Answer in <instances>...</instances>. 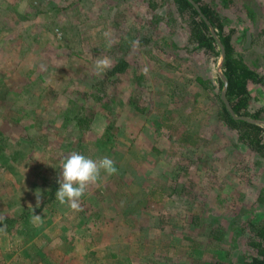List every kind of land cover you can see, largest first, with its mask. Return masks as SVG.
I'll return each mask as SVG.
<instances>
[{
    "label": "trees",
    "instance_id": "1",
    "mask_svg": "<svg viewBox=\"0 0 264 264\" xmlns=\"http://www.w3.org/2000/svg\"><path fill=\"white\" fill-rule=\"evenodd\" d=\"M132 1L129 3L131 0H113V2L111 0H71L70 4L62 5L59 12L52 17L51 23L61 32V37L53 40V46L46 47L45 53L46 58L49 59L50 67L58 58L60 60L58 65H63L68 60L65 68L68 67V70H71L69 65L72 64V60L83 52V54H86L85 52L96 54L95 52H97L101 56L114 58L113 66L108 68L102 76L97 78L95 71L91 72L96 77L94 80L88 79L87 89L80 91L76 84L77 80L82 81L89 77V74H85L86 65L84 64L81 69L73 70V75H76L74 77L71 74L68 78L58 80V77L53 76L55 80L53 82L62 81L67 88L71 87L70 90L62 91L61 86H52L51 83L33 85L29 88L26 82L21 84L24 91L18 90L19 93L15 88L13 90L6 88V90L3 89L4 91H1L2 88H0V105H7V112L3 113L4 116L8 114L10 118L16 116L21 118L24 114V116L33 117L32 123L28 127L27 125L18 126V121L15 124L9 123V128H13L15 131L19 129L16 132L18 133L17 138L14 137L16 133L5 132V135L2 133L3 131L0 133V161L5 157V164L0 162V185L5 181L3 173L10 172L7 174H11L12 170L17 169L20 179L23 178L21 185L25 188L35 187V192L37 191L38 195L44 197L39 209L45 205L48 208L58 204L55 192L59 187L61 162L65 157L72 152L92 159L107 156L114 161L117 173L101 179H107L104 187L94 189L90 186L85 193V199L95 206L100 203L102 210L105 209L103 211L105 216L116 214L111 208L114 203L119 210L131 218L138 217L140 224L135 227L138 232H134L137 238H144L146 236L144 233H153L155 238H162V241L153 249L149 247L151 243L145 242V246L148 247L145 249L148 251L145 255L134 253V256L131 257L127 255V252H121L125 258H118L115 254L109 255L113 257V264H177V259L171 255V248L176 245L182 250L185 263L192 261V264H219L221 254L214 255L213 248L220 245L223 238L222 228L220 225L203 222V213L198 211L199 207H197V203L202 201L198 191L184 187L166 175H158L153 180L149 179L151 183L148 186L143 173L128 174V172L135 171L138 162L134 160L140 161L142 154L131 149L127 152H132L133 160L126 159L125 153L120 151L121 148L116 147V140L113 139L110 130L115 128L116 122L114 121L118 118V114L114 116V120L108 122L101 134L100 141H87L85 138L88 128L94 121L93 104L95 102L101 103L104 100V106H108V113H113V109L120 112L118 105L113 102L116 101V96H111V89L117 85L119 76L124 75L132 67L131 65H136L139 52L142 51L141 47L144 46L148 49L151 47L157 49V52L166 50L168 46L176 47V44L172 40H167L170 38L159 33L157 28L160 21L159 11L163 12L164 10L161 0H148L143 12H136L139 22L135 24L129 21V17L135 13L132 11L134 10L133 4L137 3V0ZM143 1L140 0L139 3L141 4ZM81 2L80 6L77 5ZM119 2H123L124 5L120 6ZM172 2L175 4L179 20L189 33L188 42L193 44L195 49H200L211 57L213 62L221 58V73L227 81L225 96L235 116L229 112L221 98L223 79L219 74L216 76L218 91L214 92L215 86L212 80L195 71L191 72L190 76V74L185 75L187 72L182 70L177 79L175 76L171 78L170 73L164 75L160 68L167 69L172 73L174 68H171L170 63H162L161 60L156 61L155 70L137 71V75L131 81L135 87L131 89L132 93L127 102L130 109L139 114L146 113L148 107L140 106V99L143 92L146 96L152 95L154 101L150 102V105L154 103V115L157 112L154 120L155 132L161 134L160 130L162 129L170 141L174 138L176 144L182 148H188L191 159L194 153L189 147L193 148L197 142L203 144L209 142L211 137L217 133V130L212 131L211 129L210 133L204 132L203 125H192L193 118L200 115L202 123L213 119L217 124L216 127L223 133L234 132L239 143L264 158V6H258L257 2L253 5L247 2L239 9L238 13L231 16L234 0H172ZM30 9L32 10L33 6ZM31 10L26 13L17 12L12 16L13 24L23 22V25L28 27L21 32V37H28L31 40L26 47L21 48L22 52L39 47L36 41H38V35L42 29L32 20L38 15V11L32 13ZM124 21L130 27H125L122 24ZM103 23L119 27L120 32L125 29V35L119 36L118 41L110 45H105L98 40L95 48H87L84 51L83 41L92 39L93 33L100 35ZM13 24L11 23V25ZM97 25L100 26V29H97ZM256 25H259L260 28H256V32H254L253 29ZM88 26L92 29L86 31ZM249 32L252 34V41L253 38L254 41L244 52L239 46L243 40L239 39ZM213 33L216 34L217 39ZM239 33H242V36L238 37ZM51 34L54 33L51 32ZM255 37H257L256 40ZM134 41L137 42L135 45ZM219 43L224 49L223 59ZM255 44L259 46L260 52L263 54L260 59L261 63L256 62L251 53ZM46 69L48 70L49 66ZM136 70L137 68H135ZM173 75L175 74L173 73ZM42 79L41 74L35 77L34 81L37 83ZM152 79H154L156 88L159 86V89L153 93H146V85ZM118 81L121 82V80ZM107 86H111L109 92ZM167 86L169 89L166 88ZM194 87H197L198 90L195 91ZM19 100L28 103L27 108H21L22 104L19 103ZM146 100H151V96L144 99V102ZM200 105L202 113L200 111L198 115H194L196 108H199ZM155 138L156 142L162 138L169 141L163 136L161 138L155 136ZM111 144H114L115 148ZM42 152L49 156H43L46 158L44 165L32 161L20 164L26 157L31 156L33 160L38 156L41 157ZM205 153L207 156L209 155V152L201 151L202 155ZM197 155L193 160L199 158ZM124 158L126 162L120 161ZM101 175L104 177L105 174ZM137 184L140 188L134 190L133 185ZM259 197L264 200V188L262 196ZM108 205L110 207H107ZM93 210L95 211H90L87 214L91 215L95 222L94 229H96L95 227H98L100 223L97 221H102L104 218L97 216L96 208ZM28 214L29 212L26 210L16 217L0 214V232L2 234L13 233L19 226L15 227L16 222L21 221ZM82 215H86L83 208L80 211V216ZM64 221H66V225L75 224V220L67 221L66 219ZM81 227L84 230L89 229L88 224H83ZM57 230L59 231L58 228ZM193 230L201 238L197 239V236L191 235ZM97 231L99 228L96 229ZM179 231H182V234L177 235ZM240 231L245 236L247 247L254 254L242 256L237 263L228 262L227 264H264V210L255 212L252 216L246 214ZM23 234L25 235V233ZM54 235L52 238L45 236L39 238V241L36 240L29 246H26L29 236H23L21 253L17 257L18 263H23L24 259L34 260L35 264L54 263L55 259L52 260L53 258L50 257L57 256L55 249L66 251L65 240L59 234ZM54 246L57 247L54 249ZM141 247L144 245L142 244ZM68 260L66 255L60 257L62 264H66ZM77 264L97 263L91 258L89 261L82 259Z\"/></svg>",
    "mask_w": 264,
    "mask_h": 264
},
{
    "label": "rangeland",
    "instance_id": "2",
    "mask_svg": "<svg viewBox=\"0 0 264 264\" xmlns=\"http://www.w3.org/2000/svg\"><path fill=\"white\" fill-rule=\"evenodd\" d=\"M111 1L113 2V0ZM139 1L140 0H137L136 4L134 2V10L132 11L135 13L132 17H129V21H132L134 24L139 22L137 13L143 12L148 2V0H144L140 4ZM132 2L131 0L129 3ZM161 2L164 10L163 12L159 11L160 21L157 28L159 33L170 38L167 40H172L176 44V47L168 46L167 49L162 52H157V49L151 47L149 49L144 46L141 47L142 51L139 52L136 65H131L132 67H129L130 69L127 70L124 75L119 76L118 80H121V82L117 80V85L111 89V96H116V101L113 102L118 105L120 112L117 109H113V113H108V106H104V100L101 101L102 104L100 102H95L93 104L95 111L94 121L88 128L85 138L87 141H100L102 137L101 134L104 132L106 125L109 121L114 120V116L118 114V118L114 121L116 122L115 128L110 130L113 139L116 140V147L118 149L121 148L120 151H122L123 154L125 153L124 156H126V159L133 160L131 158L132 152H127L131 149L142 154L140 161L134 160L138 162V165L135 166V171H127L128 174L134 175L143 173L144 177L147 179L148 186L151 183L150 180L157 178L158 175H166L169 179L171 178L176 181V183L198 191L199 198L202 201L197 203V207H199L198 211L200 210L203 213V222L220 225L222 228L223 238L221 239L220 245L213 248V254H221L219 264H227L228 262L237 263L242 256L254 254V252L247 247L245 236L243 233H240V227L246 219V214L252 216L255 212L264 210V200H261V197H259L260 195L262 196V190L264 188V158L239 143L236 140L234 132L228 134L223 133L221 129L216 127L217 124L213 119L203 121L202 123V116L200 115L197 118H193L192 125H203L205 128L204 132L207 131L210 133L211 129L212 131L217 130V133L211 137L209 142L204 144L202 142H197L193 147L194 149L189 147L194 153L191 159L188 148H182V146L176 144L174 138L170 141L169 137L164 134L162 129L160 130L161 134L155 132L154 120L157 112H155L156 115H154V103L150 105V102L154 101L152 95H148L151 96V100H146L144 102V99L148 96H146L144 92L142 94L140 106L146 105L148 107L144 114L132 111L130 105L127 103L132 93L131 89L135 87V84H131V81L134 80L138 73L137 71L148 72V69L155 70L154 66L157 60H161L162 63H170L171 68H174L173 73L175 75L167 69L160 68V71L164 75L170 73L171 78L175 76L177 79L178 75L182 73V70L187 72L185 75L190 74V76L191 72L195 71L205 78L212 80L215 86L213 91H218L216 76L219 74L218 68L221 58L213 62L212 58L206 55L202 50L195 49L193 47L194 45L188 42L189 33L177 16L175 4L172 0H161ZM247 2L251 5L257 2L256 4H258V6H264V0H234V5L231 8V16L235 15L234 13H238L239 9L242 8L244 4H247ZM68 3L70 4L71 0H0L1 91L6 90V88L12 90L15 88L16 92H18V90L22 92L24 89L21 87V84L25 82L29 88L33 85H47L51 83L52 86H61L62 91L70 90L71 87L67 88L65 83H62V81L58 82V80L68 78L71 74L73 77L76 76L73 75L72 72L75 68L81 69L82 64L86 65L85 74H89V77L82 79V81L77 80L76 84L78 85V90L87 89L89 86L88 79H95L96 75L94 73L91 74V72L94 71L95 61L97 58L106 57L101 56V54L97 52H95L96 54H89L88 52L83 54V52L80 53L78 57L75 56L72 60V64L69 65L71 70H68V67L65 68L68 60H66L63 65H58L60 60L57 58L54 63L52 62L53 64L50 67L48 63L49 59L46 58V47L53 46V40L60 39L61 37V32L53 26L51 19L59 12L62 5L66 6ZM81 4L82 2L77 5L80 6ZM30 5L33 6L32 10L30 9ZM119 5L123 6L124 4L123 2H119ZM30 10L32 13L36 10L38 11V15L32 20L42 29L38 35L39 39L36 41L39 47L22 52L21 48L26 47L27 43L31 40L28 37H21V32L28 27H25L23 22L13 24L14 19L12 16L17 12L26 13L30 12ZM60 13L62 14L63 11ZM11 23L13 25H11ZM122 24L125 27H130L125 21ZM97 27V29H100V26L97 25ZM256 28H260V26L256 25L253 29L254 32H256ZM90 29H92V27L88 26L86 31ZM101 29L102 32L100 35L93 33L92 37V34H90L92 39L83 41L82 48L84 51L87 48H95L98 40L105 45H110L117 42L119 36L125 35V29L123 32H120L119 27L113 25L103 23ZM51 32L54 34L52 35ZM241 34L242 33H239L238 37L242 36ZM249 35L250 42L248 45L244 36L242 37H244L243 39L245 41L242 39L243 41L239 44L240 49L244 52H246L245 50L247 47L254 41V38L252 41V34L250 32ZM256 39L257 37H255V40ZM251 53L252 56L255 57L256 62L261 63L260 59H262L261 55L263 54L260 52L258 45L255 44L251 49ZM108 59L111 60V66H113L115 62L114 58L109 57ZM47 66H49L48 70L46 69ZM133 67L137 68V70L135 71ZM41 74L43 77L42 81L36 83L34 81L35 77ZM53 76L58 77L57 82H53L55 81ZM98 77L100 76H97V78ZM67 85L70 86V84ZM110 87L111 86H107L108 92ZM166 88L169 89L168 86ZM145 89L146 93H153L159 89V86L156 88L154 79H152L148 81V85H146ZM193 89L195 91L198 90L197 87ZM91 91H94V89H91ZM42 96L44 95L42 94ZM19 103L22 104L21 108H27L28 103H23V100H19ZM6 107L7 105L5 104L0 105V113H2L0 114V133L3 131L2 133L5 135V132L11 134L18 132L19 129L15 131L8 126L9 123L15 124L16 121L19 122L17 123L18 126L23 127L27 125L28 127L31 125L33 119L31 116H24V114L21 118L19 116L10 118L8 114L4 116L3 113L7 112ZM200 111L201 105L199 108H196L194 115H198ZM63 132L61 133L65 134ZM17 134L18 133L14 136L15 138H17ZM173 135H175L174 132ZM155 136L157 138H161L162 136L166 137L169 141L162 138L160 141L156 142ZM83 141L85 142V140ZM111 145L115 148L114 144ZM202 150L209 152V155L207 156L206 153L202 155ZM43 153L44 152H42L41 157L38 156L35 160H33L31 156L26 157L20 164L22 165L25 162L32 161L44 165L45 157H47L48 154ZM3 155L6 156V154ZM44 155L45 157H43ZM196 155L199 158L193 160ZM4 158L5 157L1 159V163L5 162ZM126 159L124 158L120 161L126 162ZM119 163L126 165L123 162ZM7 173H3L5 181L3 180L4 184L0 185V214L16 217L25 210L28 211L29 214L31 211L32 213L26 215L21 221L16 222L15 227L19 226L13 233L8 232L2 234L0 232V264H19L17 257L21 253L22 243L24 241L23 236L25 235L29 236V241L26 243V246H29L30 243L44 236L47 238H52L55 236L54 234L62 236V239L66 242L64 247L66 251H64V249L56 250L55 247L57 246H54L53 248L57 256L51 255L52 257L50 258H53L52 260L55 259L52 264H62L60 263V257L62 255L68 256L69 260L66 264H77V262H80L82 259L89 261L91 258H93L94 262L96 261L97 264L101 262L103 264H113V257L109 256L111 254L117 255L118 258H125L121 255V252H127V255L131 257L134 256V253L145 255V253L148 252L145 251V249L148 248L145 246V242L151 243L149 247L153 249L162 241V238H155L153 233H144L146 235L144 238H137L134 232H138L135 228L140 224L138 217L131 218L123 213V211L119 210L114 203L111 208L116 214H113L114 216H105L103 215L105 209L102 210L101 204L99 203L98 206L90 204V202L85 199V194L81 197L80 204L81 209L83 208L85 210L86 215L80 216V211L74 212L66 205H60L59 203L51 207L49 206L48 208H46L47 205H45L43 208L39 209L44 197L38 195L37 191L35 192V187L25 188L21 185L23 178L21 177L20 179V174L17 169L12 170L11 174ZM106 182L107 179L100 180L97 184L92 185V187L94 189L104 187L103 185ZM138 187L140 188L139 184L133 185L134 190ZM37 197H39V205H37ZM107 207L110 206L108 205ZM94 208L97 209V216H102L104 218L102 221H97V223L100 222L98 227H95L96 229L99 228L97 232L96 229H94L95 222L91 215L87 214L90 211H95L93 210ZM33 215L41 216L43 223L38 224L34 222ZM66 219L67 221L75 220V224L69 223L66 225V221H64ZM83 224H88L89 229L84 230L83 227H81ZM67 226L68 228L66 229ZM185 231L187 232V230ZM181 232L182 231L177 232V235L182 234ZM23 233H25V235ZM64 234L66 235L64 236ZM191 235L197 236V239L201 238V236L199 237V235L195 234V230H193ZM142 244L144 247H141ZM84 247L86 248L85 250ZM181 252L182 250L179 249L178 245L171 248V255L177 259L176 263L192 264V261H190V263L184 262V255ZM35 263L34 260L24 259V262L21 264Z\"/></svg>",
    "mask_w": 264,
    "mask_h": 264
},
{
    "label": "clouds",
    "instance_id": "3",
    "mask_svg": "<svg viewBox=\"0 0 264 264\" xmlns=\"http://www.w3.org/2000/svg\"><path fill=\"white\" fill-rule=\"evenodd\" d=\"M137 42H133L135 45ZM111 66L107 57L97 58L94 71L97 76H102ZM104 173V177H102ZM117 173L114 161L107 156L92 159L80 153L72 152L61 162L59 187L55 192L56 200L60 205H66L74 212L81 211L80 200L88 188L97 184L102 178L111 177ZM37 197V205H39ZM34 222L43 223L39 215H33Z\"/></svg>",
    "mask_w": 264,
    "mask_h": 264
},
{
    "label": "water",
    "instance_id": "4",
    "mask_svg": "<svg viewBox=\"0 0 264 264\" xmlns=\"http://www.w3.org/2000/svg\"><path fill=\"white\" fill-rule=\"evenodd\" d=\"M204 19L206 20V22H208L207 19H206L205 17H204ZM213 36L217 39L215 33H213ZM244 37L246 38L247 45H248L249 42H250V35H249V33H246V35H244ZM219 45H220V48H221V51H222L221 54H222V59H223V57H224V49H223L222 44L219 43ZM218 73H219V75H220V76L222 77V79H223V88H222V91H221V93H220V94H221V98H222V100L224 101V103H225L227 109L229 110V112H230L233 116H235L234 113H233V111H232V109H231V107H230V105H229V103H228V100L226 99V96H225V91H226L227 81H226V79L222 76V73H221V62H220L219 68H218ZM258 122H262V121H258Z\"/></svg>",
    "mask_w": 264,
    "mask_h": 264
},
{
    "label": "flooded vegetation",
    "instance_id": "5",
    "mask_svg": "<svg viewBox=\"0 0 264 264\" xmlns=\"http://www.w3.org/2000/svg\"><path fill=\"white\" fill-rule=\"evenodd\" d=\"M239 37H240V36H239ZM243 38H244V37H241L239 40H242ZM244 39L246 40V38H244ZM244 39H243V40H244ZM245 40H244V41H245Z\"/></svg>",
    "mask_w": 264,
    "mask_h": 264
}]
</instances>
